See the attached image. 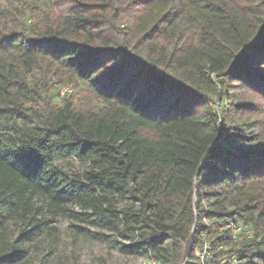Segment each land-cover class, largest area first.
<instances>
[{
	"label": "trees",
	"instance_id": "1",
	"mask_svg": "<svg viewBox=\"0 0 264 264\" xmlns=\"http://www.w3.org/2000/svg\"><path fill=\"white\" fill-rule=\"evenodd\" d=\"M75 88L97 105L76 108ZM59 152L88 171L65 174ZM114 191L130 205L115 211ZM34 198L108 215L152 264H264V0H3V264L57 237L37 222L7 248Z\"/></svg>",
	"mask_w": 264,
	"mask_h": 264
},
{
	"label": "rangeland",
	"instance_id": "2",
	"mask_svg": "<svg viewBox=\"0 0 264 264\" xmlns=\"http://www.w3.org/2000/svg\"><path fill=\"white\" fill-rule=\"evenodd\" d=\"M3 0H0V4ZM66 90V89H65ZM230 90L240 92L238 96H246L245 88ZM64 90L60 91V95ZM67 93L69 91H66ZM243 92V93H242ZM74 106L80 110H91L97 102L83 88H75L68 93ZM237 96V95H236ZM212 110L218 111V105L214 100L208 103ZM54 165L65 174H77L88 171V165L84 160L69 153H56L53 155ZM115 211H120L130 205L132 199L127 193L117 191L106 195ZM34 210L31 218V227L26 221L11 220L7 228V248L14 247L15 240L23 233L32 235V226L37 222H49V226L57 229L55 240H47L41 236H35L31 242L20 249L14 264H144L148 255L138 253L140 240L125 239L120 228L112 223L108 215L104 217L94 215L91 209L67 202L63 211L54 212L47 208L44 201L34 198L32 200ZM170 240L162 237L159 245L167 248ZM200 255L196 252V256ZM0 264H3L0 261Z\"/></svg>",
	"mask_w": 264,
	"mask_h": 264
},
{
	"label": "built area",
	"instance_id": "3",
	"mask_svg": "<svg viewBox=\"0 0 264 264\" xmlns=\"http://www.w3.org/2000/svg\"><path fill=\"white\" fill-rule=\"evenodd\" d=\"M65 91H69V90H65ZM229 228H231V230H232V233H233V235H238V234H242L243 236H245L247 239H249V238H251V231L250 230H248L247 228H244V227H242V226H238V227H233V226H229ZM209 255H208V253L207 252H205V253H203V254H200V255H198V257L200 258V259H203V257H208ZM144 264H152V262H146V263H144ZM234 264V263H233Z\"/></svg>",
	"mask_w": 264,
	"mask_h": 264
}]
</instances>
